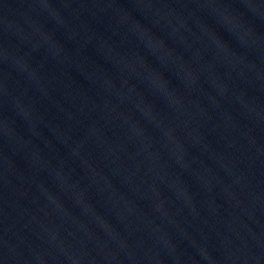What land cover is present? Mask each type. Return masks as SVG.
<instances>
[{
    "label": "water",
    "instance_id": "water-1",
    "mask_svg": "<svg viewBox=\"0 0 264 264\" xmlns=\"http://www.w3.org/2000/svg\"><path fill=\"white\" fill-rule=\"evenodd\" d=\"M0 264H264V0H0Z\"/></svg>",
    "mask_w": 264,
    "mask_h": 264
}]
</instances>
